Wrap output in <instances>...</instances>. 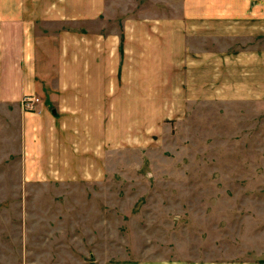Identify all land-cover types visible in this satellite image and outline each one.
Instances as JSON below:
<instances>
[{"label":"rangeland","instance_id":"obj_1","mask_svg":"<svg viewBox=\"0 0 264 264\" xmlns=\"http://www.w3.org/2000/svg\"><path fill=\"white\" fill-rule=\"evenodd\" d=\"M95 3L105 10L80 25L203 26V0ZM184 50L183 86L144 107L142 123L113 124L104 176L90 184L24 182L0 106V264L264 263V101L203 99V38Z\"/></svg>","mask_w":264,"mask_h":264},{"label":"crops","instance_id":"obj_2","mask_svg":"<svg viewBox=\"0 0 264 264\" xmlns=\"http://www.w3.org/2000/svg\"><path fill=\"white\" fill-rule=\"evenodd\" d=\"M105 7L0 0V106L12 118L24 182L102 179L113 124L142 123L144 107L164 106L183 86L185 43L203 38V99L264 101V0H203L198 28L172 17L125 18L112 30L80 25ZM27 94L40 98L36 111L23 109Z\"/></svg>","mask_w":264,"mask_h":264},{"label":"built area","instance_id":"obj_3","mask_svg":"<svg viewBox=\"0 0 264 264\" xmlns=\"http://www.w3.org/2000/svg\"><path fill=\"white\" fill-rule=\"evenodd\" d=\"M39 101V99L37 97H34L32 95H24L21 98V105L23 108L31 111L35 108V106L37 105V102Z\"/></svg>","mask_w":264,"mask_h":264}]
</instances>
